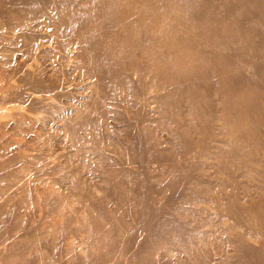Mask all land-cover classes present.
<instances>
[{
  "label": "rangeland",
  "instance_id": "obj_1",
  "mask_svg": "<svg viewBox=\"0 0 264 264\" xmlns=\"http://www.w3.org/2000/svg\"><path fill=\"white\" fill-rule=\"evenodd\" d=\"M0 264H264V0H0Z\"/></svg>",
  "mask_w": 264,
  "mask_h": 264
},
{
  "label": "bare ground",
  "instance_id": "obj_2",
  "mask_svg": "<svg viewBox=\"0 0 264 264\" xmlns=\"http://www.w3.org/2000/svg\"><path fill=\"white\" fill-rule=\"evenodd\" d=\"M161 3V2H160ZM228 6V5H227ZM233 8V7H232ZM231 8V9H232ZM224 9V8H223ZM234 9H235V7H234ZM230 10V9H229ZM147 12V11H146ZM224 15H226V14H224ZM240 20V19H239ZM227 23V22H226ZM244 23V22H243ZM246 24V23H245ZM230 28V27H229ZM233 30V29H232ZM228 31V30H227ZM233 31H235V30H233ZM228 34V33H227ZM236 34V33H235ZM236 42V41H235ZM71 50V49H70ZM5 129V128H4Z\"/></svg>",
  "mask_w": 264,
  "mask_h": 264
}]
</instances>
